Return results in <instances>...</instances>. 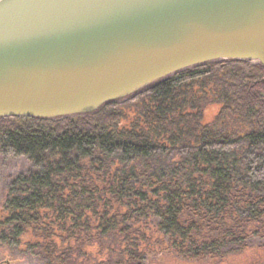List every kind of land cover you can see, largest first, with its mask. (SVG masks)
Instances as JSON below:
<instances>
[{
    "label": "trees",
    "instance_id": "16d2710c",
    "mask_svg": "<svg viewBox=\"0 0 264 264\" xmlns=\"http://www.w3.org/2000/svg\"><path fill=\"white\" fill-rule=\"evenodd\" d=\"M264 71L177 72L92 114L0 118V264H222L264 252Z\"/></svg>",
    "mask_w": 264,
    "mask_h": 264
},
{
    "label": "water",
    "instance_id": "95a60500",
    "mask_svg": "<svg viewBox=\"0 0 264 264\" xmlns=\"http://www.w3.org/2000/svg\"><path fill=\"white\" fill-rule=\"evenodd\" d=\"M223 61L264 69V0H0V118L92 114Z\"/></svg>",
    "mask_w": 264,
    "mask_h": 264
},
{
    "label": "rangeland",
    "instance_id": "374dc122",
    "mask_svg": "<svg viewBox=\"0 0 264 264\" xmlns=\"http://www.w3.org/2000/svg\"><path fill=\"white\" fill-rule=\"evenodd\" d=\"M27 167V164L22 159H17L9 162L0 160V194L2 192L4 182L9 176L18 173L21 169ZM26 264H36L34 262H28ZM156 264H176L171 259L158 261ZM178 264V263H177ZM183 264V263H182ZM222 264H264V252L253 251L245 253L240 257H231L224 261Z\"/></svg>",
    "mask_w": 264,
    "mask_h": 264
},
{
    "label": "flooded vegetation",
    "instance_id": "af4514ba",
    "mask_svg": "<svg viewBox=\"0 0 264 264\" xmlns=\"http://www.w3.org/2000/svg\"><path fill=\"white\" fill-rule=\"evenodd\" d=\"M252 64V63H251ZM262 68V67H261ZM262 70L264 71V69L262 68ZM262 83H264V78L261 80Z\"/></svg>",
    "mask_w": 264,
    "mask_h": 264
}]
</instances>
